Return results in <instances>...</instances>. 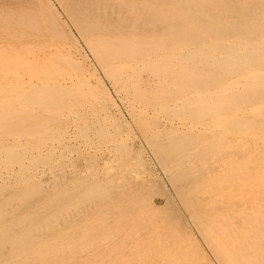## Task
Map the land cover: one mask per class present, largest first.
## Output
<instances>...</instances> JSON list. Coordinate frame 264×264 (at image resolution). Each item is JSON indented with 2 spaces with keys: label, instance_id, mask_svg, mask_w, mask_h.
<instances>
[{
  "label": "bare ground",
  "instance_id": "obj_1",
  "mask_svg": "<svg viewBox=\"0 0 264 264\" xmlns=\"http://www.w3.org/2000/svg\"><path fill=\"white\" fill-rule=\"evenodd\" d=\"M0 264H264V0H0Z\"/></svg>",
  "mask_w": 264,
  "mask_h": 264
},
{
  "label": "rangeland",
  "instance_id": "obj_2",
  "mask_svg": "<svg viewBox=\"0 0 264 264\" xmlns=\"http://www.w3.org/2000/svg\"><path fill=\"white\" fill-rule=\"evenodd\" d=\"M156 202H157V204H163L164 203L163 199L160 197H156Z\"/></svg>",
  "mask_w": 264,
  "mask_h": 264
}]
</instances>
